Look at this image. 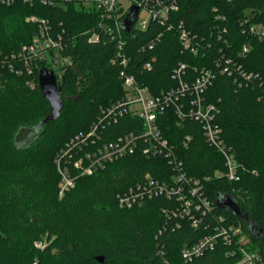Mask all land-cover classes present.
<instances>
[{
  "label": "trees",
  "instance_id": "1",
  "mask_svg": "<svg viewBox=\"0 0 264 264\" xmlns=\"http://www.w3.org/2000/svg\"><path fill=\"white\" fill-rule=\"evenodd\" d=\"M51 1L48 6L41 1H0V264H242L236 247L221 238L214 250L183 261L184 247L212 236L219 223L243 227L251 236L252 250L264 256V242L253 236L248 223L216 204L218 196L231 195L242 214L264 231V39L249 30L264 29V0H182L171 17L173 31L152 20L147 30L134 28L124 35L123 53L112 32L99 30L97 10L74 0ZM34 16L49 21L52 36L63 39L61 51L49 56L70 59L57 79L62 115L38 132L50 113L38 83L46 62L31 76L18 58L22 47L40 34L39 26L28 21ZM180 28L196 36L198 54L183 50ZM87 31L98 32L99 40L91 42ZM246 46L250 51L243 54ZM119 54H127L130 71L154 95L178 87L172 72L179 63L188 65V76L194 68L211 69L215 76L205 101L220 110L217 125L237 162L239 181L214 176L225 171L224 161L206 143L199 123L180 124L168 112L169 121L162 126L177 146L186 136L193 137L188 149L178 148L179 154L189 175L210 179L203 190L214 209L198 228L188 217L168 220L163 209L177 206L164 198L119 208L118 193L135 187L146 175L167 180L174 174L167 159L148 157L142 150L79 177L75 188L59 195L54 163L58 152L71 137L89 129L102 108L125 95ZM226 59L232 61L231 74L223 72ZM148 63L153 64L150 71L145 69ZM243 73L252 75L250 80ZM132 121L121 119L109 133H138ZM52 236L55 242L43 250L36 246Z\"/></svg>",
  "mask_w": 264,
  "mask_h": 264
},
{
  "label": "built area",
  "instance_id": "2",
  "mask_svg": "<svg viewBox=\"0 0 264 264\" xmlns=\"http://www.w3.org/2000/svg\"><path fill=\"white\" fill-rule=\"evenodd\" d=\"M3 4H11L19 0H0ZM25 3L41 1L43 5H53L51 0H22ZM76 4H83L85 9L97 10L99 14V30L110 31L117 40L119 50L123 53L127 48L125 32L120 26V21L126 17L133 5L140 8L136 23L132 28L147 30L152 20H157L166 31H173L175 26L171 20L172 14L180 9L182 0H74ZM124 1L130 2L129 9L124 6ZM74 2V3H75ZM142 9L146 10L149 17L145 22L139 24V14ZM30 22L39 26L40 34L35 37L30 45L22 47L18 58L24 61V67L29 75H34L36 68L41 62L45 68H60L55 73L60 78L65 72L67 58L58 60L49 56L51 51L59 52L62 49L63 39L59 34L56 38L52 36L53 27L46 19L36 16L29 19ZM180 41L184 51L198 54L200 49L196 36L190 34L186 29L180 28ZM250 32L260 40L264 39V29L259 30L256 26L249 28ZM131 31V32H132ZM90 41H98L99 35L96 31H87ZM151 47V46H149ZM140 50H145L141 47ZM247 46L243 54L249 53ZM120 56V54H119ZM16 58V56H14ZM121 57L120 78L123 79L124 96L122 99L102 108L101 113L93 122L91 127L71 137L67 144L58 152L54 163L58 168L60 176L59 195L62 197L69 190L75 188L77 179L83 176L94 175L99 169L112 160L131 156L142 150L148 157H164L172 165L174 174L167 180L152 178L149 174L145 176L143 183L131 187L126 192L117 196L118 206L122 209L133 208L146 200L164 198L173 201L177 206L175 209H163L164 216L183 219H192L194 228H198L200 222L207 214H211L214 204L206 196L204 185L209 177H195L188 173L187 165L179 154V149H188L192 136H186L179 146L168 136L164 135L162 126L168 122L167 113L176 116L179 123L186 121L197 122L201 125L206 143L213 147L222 156L225 171H217L214 176L227 178L230 181H239L237 162L222 138L221 130L217 125V115L220 112L216 104L206 102L208 87L212 84L214 75L211 69L198 70L188 76V65L179 63L173 69L172 77L178 83L176 89L166 90L161 95H154L150 89L143 85L137 75L130 71L128 63L130 58L127 54ZM69 60V59H68ZM223 72L231 74L230 64L232 61L226 59ZM220 65V64H218ZM153 64L148 63L145 69L150 71ZM240 70V68H238ZM246 79L252 77L243 73ZM35 84L31 82V86ZM132 118V125H137L138 133L134 130L122 135L109 133L111 126L119 123L123 118ZM113 135V136H112ZM179 223V222H178ZM212 236L201 239L200 242L186 246L182 250L184 262H190L208 250H214L218 239L221 238L225 244L235 246L237 253L242 257V264H264V256L258 250H252V239L248 231L241 226L223 225L219 223L215 227ZM235 251V252H236Z\"/></svg>",
  "mask_w": 264,
  "mask_h": 264
},
{
  "label": "water",
  "instance_id": "3",
  "mask_svg": "<svg viewBox=\"0 0 264 264\" xmlns=\"http://www.w3.org/2000/svg\"><path fill=\"white\" fill-rule=\"evenodd\" d=\"M140 8L136 5L131 7L125 18L120 21V26L124 30L125 34H129L136 23L137 16ZM39 88L42 96L49 103L50 113L42 120V122L36 128V131H41L45 126L54 120H57L62 115L63 101L61 96V88L57 82L56 75L53 70L43 68L38 76ZM216 204L220 209L230 210L234 215L241 220H245L248 223L249 230L256 238L264 242V231L259 225H255L245 214H242L239 208V204L235 202L231 195H221L216 199ZM102 261V258H101Z\"/></svg>",
  "mask_w": 264,
  "mask_h": 264
},
{
  "label": "rangeland",
  "instance_id": "4",
  "mask_svg": "<svg viewBox=\"0 0 264 264\" xmlns=\"http://www.w3.org/2000/svg\"><path fill=\"white\" fill-rule=\"evenodd\" d=\"M124 6H125V8L126 9H129V7H130V2H128V1H124ZM148 17H149V15H148V13H147V11L146 10H144V9H142V11L140 12V14H139V19H138V22H139V24L141 23V22H145V21H147L148 20ZM28 21H29V19H28ZM70 60V59H69ZM69 60H68V58H67V62H69ZM55 70L57 71V73L60 71V68H58V67H55ZM31 87H33L34 88V86H31ZM32 88V89H33ZM128 157V156H127ZM122 159H124V158H122ZM115 160H120V159H115ZM112 161H114V160H112ZM111 163V162H110ZM56 167V166H55ZM57 172H58V168H57ZM59 174V173H58ZM38 182H36L37 183V185L38 186H40V183L41 182H39L40 181V178H38V180H37ZM59 182H60V180H59ZM61 183V182H60ZM60 183H59V185H60ZM140 183H143V180L142 181H140V182H138L137 184H140ZM128 190V189H127ZM123 192H126V191H123ZM123 192H120V193H118V195L119 194H121V193H123ZM117 195V196H118ZM162 214H163V211H162ZM46 236V235H45ZM55 237L54 236H52L50 239H47L46 237H44L43 238V241H39V242H36V246L38 247V248H40V249H44L45 247H47V246H49L51 243H53V242H55ZM55 252V251H54Z\"/></svg>",
  "mask_w": 264,
  "mask_h": 264
}]
</instances>
